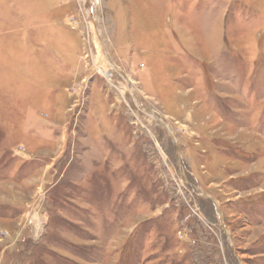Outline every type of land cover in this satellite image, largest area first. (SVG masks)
<instances>
[{"label": "rangeland", "instance_id": "rangeland-1", "mask_svg": "<svg viewBox=\"0 0 264 264\" xmlns=\"http://www.w3.org/2000/svg\"><path fill=\"white\" fill-rule=\"evenodd\" d=\"M98 6L0 0V264H264V0Z\"/></svg>", "mask_w": 264, "mask_h": 264}, {"label": "water", "instance_id": "water-1", "mask_svg": "<svg viewBox=\"0 0 264 264\" xmlns=\"http://www.w3.org/2000/svg\"><path fill=\"white\" fill-rule=\"evenodd\" d=\"M94 4H95V8H96V13H97L96 19H95L94 22H93V24H94V28H95V31H96V34H97L98 40H99L100 44L102 45V47H103V49H104V52H105V54H106V56H107L109 62H110L111 64H113V63H112V60H111V58H110V55H109V53H108V51H107V48H106L104 42L102 41V37H101V34H100V30H99V20H100V15H99V14H100V10H99V6H98V4H96L95 2H94ZM112 66H114V65H112ZM114 68H115V69H116V70H117V71H118V72H119L124 78H126L127 81H129V83L131 84V86H132V88H133V91H134V93H135V95H136V98H137V100L139 101L140 108L143 109V110L146 111V112L151 113V114L155 117V119H156L157 121H159V123H160V124H161V125H162V126L168 131L170 137L172 138V140H173L174 143L176 144L177 149H178V151H179V156L181 157V155H180V144H179V142H178L176 136L174 135V133H173L171 130H169V128H168V127H167V126H166V125H165V124H164V123H163L158 117H156L152 111H149V110L145 109V107L140 103V102H141V101H140V97H139V95H138L136 89L134 88L133 83L130 81V79H128V77H127V76H126V75H125L120 69H118L116 66H114ZM202 193H203V192H202ZM203 195H204L207 199H209V200L215 205V207L217 208V211H218V214H219V216H220L221 223H222V229H223V231L226 233V235L229 237V239L232 240V236H231L230 233L227 231V227H226V225H225L224 218H223V216H222V213H221V211H220V209H219V207H218L216 201H215L212 197H210V196H208V195H206V194H204V193H203ZM232 251H234V246H233V245H232Z\"/></svg>", "mask_w": 264, "mask_h": 264}, {"label": "bare ground", "instance_id": "bare-ground-1", "mask_svg": "<svg viewBox=\"0 0 264 264\" xmlns=\"http://www.w3.org/2000/svg\"><path fill=\"white\" fill-rule=\"evenodd\" d=\"M94 2H95L96 4H98V0H94ZM107 76L109 77V76H111V74H107ZM34 220H37V216L34 217Z\"/></svg>", "mask_w": 264, "mask_h": 264}]
</instances>
